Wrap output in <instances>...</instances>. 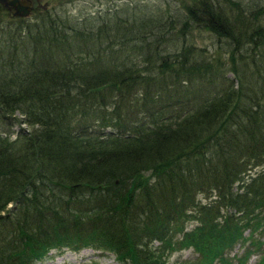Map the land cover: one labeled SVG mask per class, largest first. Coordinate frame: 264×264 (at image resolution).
<instances>
[{
	"label": "trees",
	"instance_id": "trees-1",
	"mask_svg": "<svg viewBox=\"0 0 264 264\" xmlns=\"http://www.w3.org/2000/svg\"><path fill=\"white\" fill-rule=\"evenodd\" d=\"M72 1L18 25L0 8V264L82 249L231 264L244 244L235 264H264V0L55 10ZM195 29L224 45L232 80L207 87L224 62L203 57Z\"/></svg>",
	"mask_w": 264,
	"mask_h": 264
},
{
	"label": "rangeland",
	"instance_id": "rangeland-1",
	"mask_svg": "<svg viewBox=\"0 0 264 264\" xmlns=\"http://www.w3.org/2000/svg\"><path fill=\"white\" fill-rule=\"evenodd\" d=\"M241 1L243 3L242 4L243 6H246V8H249L252 11L256 10L257 8H260L262 4L261 0H241ZM50 2L51 0H42L41 4L43 3L51 4ZM139 3L160 7L161 9L169 8L172 11H177L176 4H173L166 0H74L72 2H63L61 4L58 3L57 6H55V10L65 11L66 14H68L70 17H76V16H87L88 17L89 15H93L97 13L101 14L105 10L111 11L114 9L115 12L116 10L119 11V14H121V17H124L123 13L125 11H126V14H127V11L130 14V12L132 11V8L135 5H140ZM48 4H47V7H48ZM125 4L127 5L125 6ZM26 22H28V19L26 20ZM4 28L6 29V27ZM191 33H192L191 38L194 39V45L196 49L202 52L203 57L207 61L211 59L212 55L214 56L217 55L221 59V61L223 60L224 62L222 65H219L215 68V75H214L213 81L211 82L212 84H208L207 87L210 88L212 85H215L217 82L216 79L217 78L220 79L221 76L229 80H232L233 76L231 73L228 72L229 62L225 60V57H223L222 55L223 51L215 50L217 47L226 49L224 45L222 43H217L215 39L209 36V34L201 33L200 30L195 29V31ZM210 79L211 77L208 76L206 77L205 80L208 81ZM176 99H178V97L175 98V100ZM171 108L175 110L178 107H175L174 105H172ZM140 109L141 111H143L144 108L141 107ZM104 111L105 112L103 113V115L105 117H113V121L115 122L114 116L116 113H118L117 103H114L113 107L107 110H104ZM125 111H129V110H125ZM138 115H139V112H138ZM139 116H142V115H139ZM126 124H127L126 126H128L130 125V122L127 120ZM22 127L25 128L24 126ZM93 130L97 132H102V133L108 131L102 127H99V128L94 127ZM201 202H203V200H201ZM192 226H194V224L188 223L186 224V229H190ZM243 235L245 236L246 232L243 233ZM152 245L156 246V243H153ZM246 245L247 244H244L242 249L239 248L238 246H235V248L229 254H227L228 258L231 259V264H235L234 257H240ZM261 248L264 249V244L262 245ZM257 259H258V252L247 256V259L244 261L243 264H255ZM167 260H168V263H174V262L181 263L184 261H188L190 264H195L197 260V256L194 255L190 251V249H188V250H182L180 252H175ZM36 264H116V263L114 262L112 256L110 255H106L104 253H101L100 251L82 249L75 253L70 252L68 250H61L60 252L51 250L40 261V263H36Z\"/></svg>",
	"mask_w": 264,
	"mask_h": 264
},
{
	"label": "water",
	"instance_id": "water-1",
	"mask_svg": "<svg viewBox=\"0 0 264 264\" xmlns=\"http://www.w3.org/2000/svg\"><path fill=\"white\" fill-rule=\"evenodd\" d=\"M40 1L35 0L40 9H45L46 4H40ZM0 6L7 10L12 9V14L18 17H28L32 9L31 0H0Z\"/></svg>",
	"mask_w": 264,
	"mask_h": 264
},
{
	"label": "bare ground",
	"instance_id": "bare-ground-1",
	"mask_svg": "<svg viewBox=\"0 0 264 264\" xmlns=\"http://www.w3.org/2000/svg\"><path fill=\"white\" fill-rule=\"evenodd\" d=\"M41 2H42V0L39 2L40 4H41ZM43 4H46V3H43ZM0 8L1 9H3L4 10V12L6 13V15H7V23L5 22V21H3V23H6V24H10V25H13V24H16L17 23V25H18V20H21V21H23L22 19H24V20H26V19H29V17H18V16H14L13 14H12V12H13V10L12 9H10V10H7V9H5V8H3V7H1L0 6ZM45 8H47V4H46V7ZM2 26H4L3 24H1ZM254 78V77H253ZM252 79V78H251ZM257 80V79H256ZM247 81V80H246ZM253 83V82H252ZM252 83L250 84V85H252ZM258 83V82H257ZM255 85V84H254ZM253 85V86H254ZM252 87V86H251ZM224 103V102H223ZM225 104V103H224ZM226 105V104H225ZM223 107V106H222ZM225 107V106H224ZM223 107V108H224ZM226 108H228V106H226ZM229 110V109H228Z\"/></svg>",
	"mask_w": 264,
	"mask_h": 264
},
{
	"label": "flooded vegetation",
	"instance_id": "flooded-vegetation-1",
	"mask_svg": "<svg viewBox=\"0 0 264 264\" xmlns=\"http://www.w3.org/2000/svg\"><path fill=\"white\" fill-rule=\"evenodd\" d=\"M31 6H32V8H34V7L38 8V5L35 2V0H31Z\"/></svg>",
	"mask_w": 264,
	"mask_h": 264
}]
</instances>
